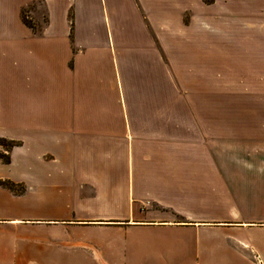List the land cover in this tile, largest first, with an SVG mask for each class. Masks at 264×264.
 I'll return each mask as SVG.
<instances>
[{"label": "crops", "instance_id": "crops-1", "mask_svg": "<svg viewBox=\"0 0 264 264\" xmlns=\"http://www.w3.org/2000/svg\"><path fill=\"white\" fill-rule=\"evenodd\" d=\"M211 34L190 0H0L30 138H1L0 264H264L263 105L212 96ZM235 40L264 73V27Z\"/></svg>", "mask_w": 264, "mask_h": 264}, {"label": "rangeland", "instance_id": "rangeland-1", "mask_svg": "<svg viewBox=\"0 0 264 264\" xmlns=\"http://www.w3.org/2000/svg\"><path fill=\"white\" fill-rule=\"evenodd\" d=\"M190 4L196 8L197 15L205 13L211 20L214 34L210 36H228L229 38L227 48L230 52L228 51L225 58L217 56L219 67L217 70L213 67L216 73H213L212 78V96L227 95L229 111H236L230 104L234 102L238 105V111L251 113L254 111L253 103L258 100L263 105L261 111H264V82H262L264 73L252 72L249 53L244 51L243 55L237 56H235L236 53H232L238 51L236 37L238 40L250 38L253 36V29H258V24L264 27V0H190ZM36 10L45 11L42 1L25 8L24 16L27 20L33 22L32 12ZM11 46L10 38L0 41V139H18L23 143V146L18 144L21 147L14 154L15 162H22L29 159L30 138L26 126L28 114L15 104L16 95L13 93L11 81L15 61L11 54ZM223 59H227V64L222 63ZM220 66L225 68L221 69ZM258 79L260 87L256 89ZM2 150L9 151L6 146ZM30 156L34 160L36 154L32 153Z\"/></svg>", "mask_w": 264, "mask_h": 264}, {"label": "trees", "instance_id": "trees-1", "mask_svg": "<svg viewBox=\"0 0 264 264\" xmlns=\"http://www.w3.org/2000/svg\"><path fill=\"white\" fill-rule=\"evenodd\" d=\"M24 10H22L21 12V18H22V21L23 23L29 27L30 29H32L33 31H37V26L34 22H31L29 20H27V18L24 16ZM18 143L17 142H13V141H7V140H4V139H0V146L4 147H8V149L10 150L11 148L17 146ZM0 159L2 161H4L5 163H9L10 162V157L9 155H5V154H2L0 153ZM0 185L4 186L5 188L13 191V192H18L16 191V188H15V185L14 184H11V183H5V182H2L0 183Z\"/></svg>", "mask_w": 264, "mask_h": 264}]
</instances>
